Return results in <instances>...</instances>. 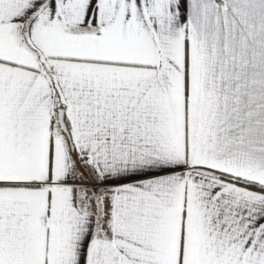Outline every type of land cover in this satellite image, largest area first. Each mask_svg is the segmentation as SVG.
<instances>
[{"label": "snow or ice", "instance_id": "obj_1", "mask_svg": "<svg viewBox=\"0 0 264 264\" xmlns=\"http://www.w3.org/2000/svg\"><path fill=\"white\" fill-rule=\"evenodd\" d=\"M0 264H264V0H0Z\"/></svg>", "mask_w": 264, "mask_h": 264}]
</instances>
